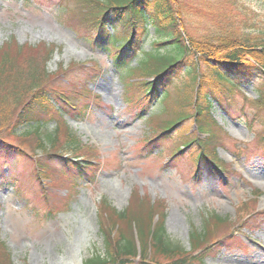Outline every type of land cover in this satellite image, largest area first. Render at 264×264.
<instances>
[{
  "label": "rangeland",
  "instance_id": "obj_1",
  "mask_svg": "<svg viewBox=\"0 0 264 264\" xmlns=\"http://www.w3.org/2000/svg\"><path fill=\"white\" fill-rule=\"evenodd\" d=\"M180 2L184 24L197 37L226 28L264 38V0ZM76 12L77 8L65 0H0V49L11 43L13 48L21 47L24 59H28L32 54L28 46L39 48L35 51L41 50L43 57L45 52L38 45L59 47L60 51L46 64L49 72L54 73L46 81L47 87H54L60 93L74 87L83 88L85 93L87 86L92 93L89 98L81 97V104L84 101L89 107L87 117L75 122L66 116L65 122L80 141L97 150L93 157L96 165L85 173V179L79 177L74 182L71 179L75 178V173L53 160L46 164L55 173H41L40 180L34 161L37 153L29 148L33 158L0 157V172L6 173L11 168L13 176L0 184V238L11 253L12 263L73 264L81 256L82 264H86L93 256L103 255L106 246L103 228L107 225L101 209L103 200L111 208L122 211L137 193V199L161 207L170 240L185 249L190 246L191 234L200 230L205 217L212 213L236 224L233 234L238 236L231 249H215L211 255L203 257L204 264H264V218L250 222L249 225L257 228L246 238L241 235L247 230L240 226L239 215L240 203L250 200L253 194L258 197L257 210L264 213V150L254 135L262 131L259 128L264 123L263 115L259 120L255 118L253 131L248 122L256 108L252 102L257 98L254 86L244 85V96L233 94L235 112L232 116L217 103L211 108L210 115L222 127L224 135L230 137L225 140L227 148L219 146L217 152L238 176L230 174L228 180L205 176L202 181H193L189 164L180 161L177 169L164 168L166 155L155 156L161 155L160 151L147 157L149 152L144 144L153 133L146 117L157 112L160 102L151 105L150 113L143 114L145 117H138L140 112L134 104L128 106L125 102L127 91L119 70L114 68L113 56L108 49L95 46L94 28L84 27L77 16L70 18ZM150 36L155 37L151 28ZM145 47L151 48V43ZM95 66L103 73L96 82L92 79L89 83L88 77L94 74L90 69ZM130 80L136 93L139 80L134 77ZM173 87H169L172 94L180 95L181 91L176 93ZM32 93L25 97L24 103L29 102L27 97ZM183 94L185 96V92L181 98ZM17 113L15 111L14 115ZM194 125L189 119L181 131H174L173 138L164 142L163 148L171 147L177 136L188 132L199 135ZM30 129L25 127L22 131ZM54 129L55 122L47 123L43 133L50 134ZM64 136V132L60 134L61 141L65 140ZM245 143L249 145L247 152L236 154L235 146ZM142 151L147 152L146 155L141 156ZM88 155L91 158L92 154ZM71 157L75 158L74 162L77 160ZM13 161H16L15 166ZM116 162L121 164L119 169L114 168Z\"/></svg>",
  "mask_w": 264,
  "mask_h": 264
},
{
  "label": "trees",
  "instance_id": "obj_2",
  "mask_svg": "<svg viewBox=\"0 0 264 264\" xmlns=\"http://www.w3.org/2000/svg\"><path fill=\"white\" fill-rule=\"evenodd\" d=\"M65 1L78 11L70 18L77 16L84 27L94 28L95 46L108 49L113 56L114 68L119 70L127 91L125 102L128 106L134 104L140 112L138 117H145L143 114L150 113L151 105L160 102L157 112L146 117L153 133L144 144L150 151L148 155L153 156L156 151L161 152L156 157L166 155L164 168L177 169L180 161L189 164L191 180L196 182L205 176L228 180L230 174H236L232 165L224 163L217 152L219 146L227 148L225 140L230 137L224 135L222 127L210 115L211 108L213 102H217L232 116L235 112L233 94L244 96L243 86L251 84L257 98L252 100L256 108L253 119L248 120L249 129L253 131L256 127V117L259 120L263 115L264 121V38L226 28L219 29L216 34L197 37L184 24L180 0ZM150 28L156 40L150 36ZM149 42L151 48L147 49L145 46ZM42 46L38 45L45 57L41 50L35 51L39 48L28 46L32 52L28 59H24L21 47L13 48L11 43L0 49V157L30 158L29 148L37 153L34 161L40 180L41 173H55L46 164L53 160L75 173V178L71 179L74 182L96 165L93 157L97 150L87 147L69 131L65 117L74 121L86 118L88 106L84 101L81 104V97L89 98L92 93L87 86L85 93L83 88L74 87L60 93L54 87H47V80L54 73L49 72L46 64L60 48ZM90 70L94 74L88 77L89 83L103 73L97 66ZM132 77L139 80L136 93ZM170 86H174L176 93L181 91L180 95L175 97ZM31 92L27 97L29 102L24 103ZM183 92L185 96L181 98ZM15 111H18L16 115ZM189 119L196 122V131L204 138L188 132L185 136H177L171 147L163 148L164 142L181 131ZM50 122H56V128L47 135L43 129ZM25 127L32 129L22 131ZM259 129L262 131L254 135L264 150V123ZM63 132L66 138L61 141L59 137ZM248 148L247 143L235 146V152L240 155ZM88 153L92 154L91 158ZM72 155L77 157L75 162ZM12 165L15 166L16 161ZM120 165L116 162L114 168L119 169ZM10 176L13 177L11 168L6 173L0 172V184L9 181ZM138 196L135 193L134 200L123 211L111 208L103 200L101 209L107 222L103 228L105 252L93 256L86 264H204V256L220 247L230 250L237 239L238 235L233 234L236 224L212 213L205 217L202 228L191 234L190 247L182 248L170 240L160 206L139 200ZM257 200L253 196L240 203L242 222L238 223L241 222V227L253 230L256 227L249 225L250 222L264 218V213L261 214L255 205ZM10 256L0 238V264H13Z\"/></svg>",
  "mask_w": 264,
  "mask_h": 264
},
{
  "label": "bare ground",
  "instance_id": "obj_3",
  "mask_svg": "<svg viewBox=\"0 0 264 264\" xmlns=\"http://www.w3.org/2000/svg\"><path fill=\"white\" fill-rule=\"evenodd\" d=\"M73 264H82L81 256H79V259L78 260H74L73 261Z\"/></svg>",
  "mask_w": 264,
  "mask_h": 264
}]
</instances>
